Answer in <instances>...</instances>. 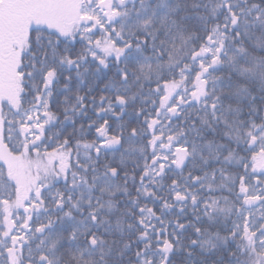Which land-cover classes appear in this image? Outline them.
I'll use <instances>...</instances> for the list:
<instances>
[{
    "label": "snow or ice",
    "instance_id": "obj_1",
    "mask_svg": "<svg viewBox=\"0 0 264 264\" xmlns=\"http://www.w3.org/2000/svg\"><path fill=\"white\" fill-rule=\"evenodd\" d=\"M0 264H264V0H0Z\"/></svg>",
    "mask_w": 264,
    "mask_h": 264
}]
</instances>
